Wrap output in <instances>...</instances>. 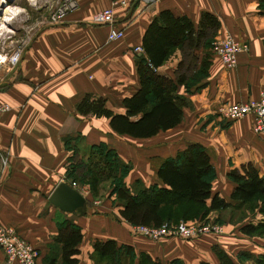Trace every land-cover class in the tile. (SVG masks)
Masks as SVG:
<instances>
[{
  "label": "crops",
  "instance_id": "crops-1",
  "mask_svg": "<svg viewBox=\"0 0 264 264\" xmlns=\"http://www.w3.org/2000/svg\"><path fill=\"white\" fill-rule=\"evenodd\" d=\"M54 2L8 1L11 8L21 10L8 16V26L15 31L13 38L30 36L31 42L15 67H0V224L14 226L30 240L39 251L37 264H50L51 259L53 264H64L61 243L53 237L65 219L81 227L79 264H90L88 253L94 240L107 238L131 244L136 251H146L164 264L174 259L182 264H220L215 245L240 264H254L255 256L264 252V239L237 236L241 223L225 224L238 227L231 232H226L224 225V232L219 234L153 239L130 234V223L120 214H93L87 198L85 214H78L53 205L49 195L59 181L71 184L64 173L73 149L65 139L78 135L81 140L76 144L77 158L83 151L87 156L92 145L103 141L128 159L131 145L123 140H148L150 143L141 151L143 168L136 175L147 186L164 185L157 169L165 157L191 142H199L205 146L215 171L211 195L217 193L234 204L235 199L230 197L234 182L227 171L250 160L264 173V136L254 131L250 116L228 119L217 108L225 101L246 100L264 92V11L260 0H126L116 6H112V0H77V7L57 24L49 19ZM110 6L114 25L124 32L113 41L107 39V25L91 21L96 11ZM165 9L189 17L194 25L202 12L212 13L220 22L216 36L229 33L247 42L249 48L237 54V64L230 69L213 54L205 77L189 92L178 85L177 93L189 100L183 106L182 118L175 126L154 135L118 133L107 117L80 113L76 104L84 95L102 96L106 106L124 111L122 98L139 87L136 65L143 50L135 48L142 46L151 20ZM8 49L0 39V54ZM198 53L197 67L203 55L202 50ZM180 58L176 49L158 72L173 78ZM3 105L7 108H1ZM218 211L211 209L209 214ZM4 260L0 248V264Z\"/></svg>",
  "mask_w": 264,
  "mask_h": 264
},
{
  "label": "trees",
  "instance_id": "trees-1",
  "mask_svg": "<svg viewBox=\"0 0 264 264\" xmlns=\"http://www.w3.org/2000/svg\"><path fill=\"white\" fill-rule=\"evenodd\" d=\"M259 6L264 11V0H260ZM219 27L218 18L209 12H202L198 24L194 25L185 15H175L168 9L161 10L144 32L143 54L137 57L136 65L139 87L122 98L124 111H114L106 106L102 96L91 95H84L76 104V109L83 114L105 116L114 131L134 137L151 136L161 129L175 126L182 118L183 106L189 102L186 95L177 93V86L183 85L189 92L191 86L205 77L210 63L211 43ZM176 49L180 51L181 58L174 77L159 73L157 69ZM199 50L203 55L197 67ZM100 144H94L91 148ZM90 162L98 167L99 173L102 172L98 162L93 159ZM110 163H102L106 166L103 168H107L106 177L111 176L113 171ZM157 175L164 185L147 186L141 182V188L134 193L125 185L115 188L122 202L119 213L126 221L158 225L180 217L198 219L211 209L221 210L259 200L261 218L255 223L241 224L240 229L246 234L264 237V173H260L252 161L242 162L227 171L234 182L230 192V197L235 199L234 204L217 193L211 195L215 171L205 146L199 142H191L178 149L173 156L165 157L158 166ZM84 206L78 207V214L84 213ZM82 236L81 227L73 220L65 219L58 224L53 239L61 243V260L64 264H79L77 253ZM213 249L220 264H240L218 245ZM93 251L102 259L108 258L111 264H164L146 251H139L135 261L134 247L128 243L119 244L113 238L95 239ZM255 261L264 264V252L258 253ZM53 262L54 259H51L50 263ZM170 264L182 263L174 259Z\"/></svg>",
  "mask_w": 264,
  "mask_h": 264
},
{
  "label": "built area",
  "instance_id": "built-area-1",
  "mask_svg": "<svg viewBox=\"0 0 264 264\" xmlns=\"http://www.w3.org/2000/svg\"><path fill=\"white\" fill-rule=\"evenodd\" d=\"M9 0H0V39L4 47H9L7 51L0 54V67L6 65L7 68L15 67L21 58L26 46L31 42L30 36L15 40L14 29L8 26L10 18L21 10L10 7ZM36 4L37 0H29ZM126 0H112V6L124 4ZM4 4L3 9L1 5ZM112 6L96 11L91 21L94 24L107 25L109 27L107 39L109 41L120 39L124 32L114 25V10ZM77 7V0H55L49 16L50 22L60 23L64 17ZM5 8H10L7 12ZM7 13V14H6ZM14 40V43L12 42ZM213 54L220 60L222 65L228 69L237 64V54L247 51L249 45L245 41L235 39L231 34L215 36L211 43ZM135 51H141V47H136ZM1 108H7L3 105ZM218 112L225 118L238 119L245 116L251 117L254 131L264 136V92L257 97H249L246 100L225 101L220 103ZM6 163V158L3 159ZM210 217L193 220L180 219L176 222L164 221L158 225L134 224L142 235L158 239L168 236H180L192 238L206 233L219 234L224 232V227L218 221ZM0 248L5 255L4 264H37L39 251L28 238L21 235L12 225L0 224Z\"/></svg>",
  "mask_w": 264,
  "mask_h": 264
},
{
  "label": "rangeland",
  "instance_id": "rangeland-1",
  "mask_svg": "<svg viewBox=\"0 0 264 264\" xmlns=\"http://www.w3.org/2000/svg\"><path fill=\"white\" fill-rule=\"evenodd\" d=\"M210 59L213 56L212 46L210 49ZM200 74V73H199ZM66 143L69 148L73 149V154L67 158L66 170L64 173V177L71 181V184L77 186V188L81 191V193L87 198V205L93 208V214L98 213L106 216V214L117 217L119 213V208L121 206V199L117 197L115 188L118 185H125L129 187L130 192H136L141 188V179L136 175L139 173L137 170L143 168V153H141L142 149L148 146L150 143L148 140L144 139H130L123 140L122 143H127L130 146L132 152L130 151V155L127 158H124L119 153V150L116 147H110L108 144H104L103 141H100L98 147L94 149L90 148L89 152L83 151L82 157L77 158V146L81 138L77 135L76 137H66ZM121 143V144H122ZM90 159L98 162V166H101V173L98 171V167L90 162ZM111 161V165L113 167V171L111 176L106 177L107 168L104 163ZM4 163V161H3ZM260 204L259 200H254L245 205H231L225 209L219 210L215 214H209V211L200 218L210 217L218 221L220 224L225 227L227 223L236 224L237 223H255L258 219L261 218V214L259 213L258 205ZM103 211V213H102ZM85 214V211L84 213ZM122 217V216H121ZM123 218V217H122ZM124 219V218H123ZM185 219V220H193L186 219L184 217H180L177 220ZM125 220V219H124ZM177 220H168L167 222H176ZM128 222V221H127ZM130 223V222H129ZM9 225V224H7ZM134 224H129L128 232L132 235H141V232L138 231ZM225 225V226H224ZM226 227H228L226 229ZM225 227V231H233L234 229L238 230L237 226L234 228L230 225ZM226 231V232H227ZM230 231V232H231ZM237 236L241 237H251L256 236L263 238L258 234H246L241 231ZM150 238V237H149ZM135 261L138 259L139 251H136ZM89 263L90 264H111L108 258L102 259L96 255V253L92 250L88 253ZM53 264V263H50ZM251 264V263H250ZM254 264H258L257 261L254 260Z\"/></svg>",
  "mask_w": 264,
  "mask_h": 264
},
{
  "label": "water",
  "instance_id": "water-1",
  "mask_svg": "<svg viewBox=\"0 0 264 264\" xmlns=\"http://www.w3.org/2000/svg\"><path fill=\"white\" fill-rule=\"evenodd\" d=\"M4 4L1 5V8ZM49 201L64 210L78 212V207L86 203V197L70 183L59 181L49 195Z\"/></svg>",
  "mask_w": 264,
  "mask_h": 264
},
{
  "label": "bare ground",
  "instance_id": "bare-ground-1",
  "mask_svg": "<svg viewBox=\"0 0 264 264\" xmlns=\"http://www.w3.org/2000/svg\"><path fill=\"white\" fill-rule=\"evenodd\" d=\"M3 9V8H2ZM10 8H5V11L7 12Z\"/></svg>",
  "mask_w": 264,
  "mask_h": 264
}]
</instances>
